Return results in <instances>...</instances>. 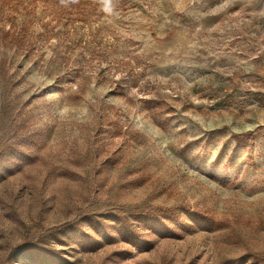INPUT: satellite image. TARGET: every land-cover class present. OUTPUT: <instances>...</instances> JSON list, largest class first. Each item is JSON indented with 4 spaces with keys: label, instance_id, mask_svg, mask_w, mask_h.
I'll list each match as a JSON object with an SVG mask.
<instances>
[{
    "label": "rangeland",
    "instance_id": "1",
    "mask_svg": "<svg viewBox=\"0 0 264 264\" xmlns=\"http://www.w3.org/2000/svg\"><path fill=\"white\" fill-rule=\"evenodd\" d=\"M87 213L132 214L143 243L78 252L73 234L47 237L91 231ZM115 248L129 255L106 263ZM255 258L264 0H114L111 13L100 0H0V264Z\"/></svg>",
    "mask_w": 264,
    "mask_h": 264
},
{
    "label": "trees",
    "instance_id": "2",
    "mask_svg": "<svg viewBox=\"0 0 264 264\" xmlns=\"http://www.w3.org/2000/svg\"><path fill=\"white\" fill-rule=\"evenodd\" d=\"M196 217L208 224L216 222L212 214L196 212ZM82 222H88L91 231L84 230L78 222L66 224L57 229H51L47 237L54 243L65 245L66 242L61 237L74 235V243L78 252H95L117 241V237L128 245L139 247L143 243V236L140 232L135 217L132 214L114 213H87ZM118 235V236H116ZM129 252L126 248H115L104 256L106 263H115L117 259H123ZM245 262L252 260L251 256ZM254 264H264L263 258H255Z\"/></svg>",
    "mask_w": 264,
    "mask_h": 264
},
{
    "label": "clouds",
    "instance_id": "3",
    "mask_svg": "<svg viewBox=\"0 0 264 264\" xmlns=\"http://www.w3.org/2000/svg\"><path fill=\"white\" fill-rule=\"evenodd\" d=\"M61 4H67L68 0H60ZM75 2V0H72ZM100 3L103 6V9L107 13H111L113 11L114 0H100Z\"/></svg>",
    "mask_w": 264,
    "mask_h": 264
}]
</instances>
